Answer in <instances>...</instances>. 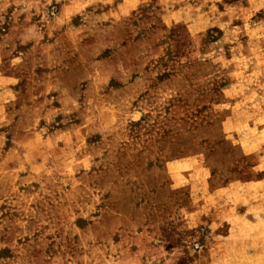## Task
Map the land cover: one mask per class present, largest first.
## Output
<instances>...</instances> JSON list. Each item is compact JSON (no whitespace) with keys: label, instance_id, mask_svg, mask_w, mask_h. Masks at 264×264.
Here are the masks:
<instances>
[{"label":"rangeland","instance_id":"1","mask_svg":"<svg viewBox=\"0 0 264 264\" xmlns=\"http://www.w3.org/2000/svg\"><path fill=\"white\" fill-rule=\"evenodd\" d=\"M0 264H264V0H0Z\"/></svg>","mask_w":264,"mask_h":264}]
</instances>
